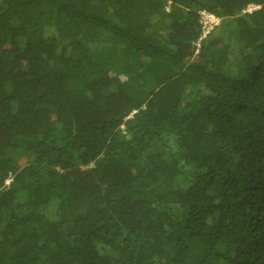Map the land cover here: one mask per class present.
I'll return each instance as SVG.
<instances>
[{"label":"trees","instance_id":"1","mask_svg":"<svg viewBox=\"0 0 264 264\" xmlns=\"http://www.w3.org/2000/svg\"><path fill=\"white\" fill-rule=\"evenodd\" d=\"M0 264H264V0H0Z\"/></svg>","mask_w":264,"mask_h":264},{"label":"built area","instance_id":"2","mask_svg":"<svg viewBox=\"0 0 264 264\" xmlns=\"http://www.w3.org/2000/svg\"><path fill=\"white\" fill-rule=\"evenodd\" d=\"M201 15V23L203 25L202 29L204 35L206 36L215 26L219 24V19L206 12H202Z\"/></svg>","mask_w":264,"mask_h":264},{"label":"rangeland","instance_id":"3","mask_svg":"<svg viewBox=\"0 0 264 264\" xmlns=\"http://www.w3.org/2000/svg\"><path fill=\"white\" fill-rule=\"evenodd\" d=\"M257 8H258L257 6H249L248 9H247V11L251 12V11L257 9ZM122 78L125 79L126 77L125 76H122Z\"/></svg>","mask_w":264,"mask_h":264}]
</instances>
